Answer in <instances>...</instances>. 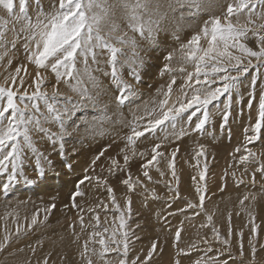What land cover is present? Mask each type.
<instances>
[{
	"label": "rangeland",
	"instance_id": "374dc122",
	"mask_svg": "<svg viewBox=\"0 0 264 264\" xmlns=\"http://www.w3.org/2000/svg\"><path fill=\"white\" fill-rule=\"evenodd\" d=\"M171 2L172 0H154L153 7L155 3L159 4V11L164 13H162L163 20L168 11V19L164 21L161 19L160 30L152 39H147L128 28L125 14L120 13L119 17V12L127 11L123 7L122 0H112V3L111 0L106 1L110 11L113 9L111 19L119 23L123 32L135 36L137 42L136 51L139 58L133 57L132 52L125 48L127 58L135 60V63H125L119 69L121 79L132 86V95L123 105H119L116 97L121 89L110 75L111 68L106 63L107 56L100 57L99 69L90 61L92 75L96 78L98 88L94 89L86 76L83 77L84 87L94 96L99 93L98 100L95 105L92 102L78 105L72 114L64 119V125L71 133L64 137V155H60L59 141L53 143L43 133H33L35 147L52 161L51 165L42 161L43 175L37 171L35 156L27 148L24 149L26 155L23 177L9 181V173L0 172V240L6 234H12L11 243L0 252V264H38V262L43 264L46 256H49L48 262L52 264L53 250L45 248L44 251H40L45 247L46 242L43 240L47 241L46 238L51 239V237L56 248L59 247L56 246L57 243L59 242V245L61 243V248L59 247L58 250L65 247V251L61 250L64 252L60 251L62 254L59 264H86L80 252L89 233L94 230L92 225L95 224V221L91 220L92 213L87 209H96L104 227H109L111 230L112 227L119 225V220L114 221V216L119 213L114 211V205L107 191L108 187L114 189L116 200L124 213L125 227L119 231L129 233L128 261L136 257H139L137 264L145 261L152 243L156 242L157 248L152 257L146 260V264H176L177 261L179 264H196L197 261L199 264H264V176L260 172H255L259 164L264 163V127L259 133L253 131L258 117L260 98L264 95V62L252 58V65L241 75L239 85L230 92L220 95L207 105L206 109L198 104L194 105L178 115L175 121H165L155 131L145 133V136L135 139L132 143L128 141L133 127L143 131L150 121L161 118L163 111H167L173 105L178 107V101H183L185 94L187 98H191L193 89L199 86L194 80L191 82L187 80V73L194 72V65L181 61V46L186 45L193 35L199 33L205 22L212 17L220 16L223 22L227 5L235 3L236 0H217V4L216 1L213 3L211 0L209 8L194 17L187 15L189 11L187 6L173 11L168 7ZM110 3L112 5H109ZM53 4L58 6V0H40V7L45 12L52 11ZM253 4L256 14L253 18L256 19L260 14H264V3L253 0ZM14 5V12L19 14V0H14ZM121 6L123 8L116 9ZM37 11L35 0H28L27 15L32 17L33 21L35 18L32 14L35 15ZM181 13L185 14L183 24L180 19ZM168 15L170 18L175 16L174 19L179 17L175 19L178 23L175 21V25L173 22L170 23L171 19ZM0 17L8 18L2 8H0ZM246 19L247 10L240 17L241 23H245ZM257 23H264V20L257 19ZM19 27L16 24L17 31ZM8 28L6 46L0 47V51H3L0 55L2 56L0 85L7 86L5 77L16 75V68L21 67L19 77H23L27 87L32 84L37 69L27 58L24 34L20 33L19 38H15L11 31L12 23H9ZM107 31L105 30L104 33L106 34ZM13 40L15 47L11 43ZM244 43L253 50H258L254 36L249 35ZM201 44L206 46L203 39ZM170 53L174 54L171 62L165 59ZM236 54L239 55L238 52ZM244 63L247 64V59H244ZM166 64H170L174 71L165 70ZM257 64L260 66L256 67ZM83 67L82 63L77 64V68L82 69V73ZM182 67L185 69L184 72L179 70ZM132 68L138 72L139 80H136L131 73ZM45 75L47 79L42 90L51 94L55 88L64 96H71L73 100L79 99L65 83L61 82L57 85L55 75L50 70ZM253 77L256 78L255 83ZM173 78L175 83L172 84L168 103L162 109L161 102L165 100V93L168 92V85L172 83ZM203 79L201 77L202 81ZM208 79L213 78L209 76ZM211 87H222V82L217 78L216 83ZM27 90L31 93L35 90V86L28 87ZM62 103L61 101V106ZM41 111H44L42 104ZM205 111L207 120L203 127L198 129L196 125L205 119ZM225 115L227 120L224 118ZM45 127L52 132L59 131L57 124H46ZM253 136L258 138L251 142L246 139ZM157 144L160 145L157 151L163 155L158 156L157 160L147 168L151 177L149 180L144 177L145 169L141 165L151 159L152 149ZM246 149L256 154L255 160L249 156L248 161L241 163L240 157L246 155ZM102 150L104 155L100 156L93 165V160ZM201 152L203 155H200ZM126 154L129 156L127 164L124 161ZM113 160L118 162V168L113 167ZM170 163L173 167H169ZM109 169L112 171L110 172ZM202 172L203 180L200 179ZM253 172H255L254 182ZM86 175L91 179L79 184ZM129 176L133 181L139 180V184H136L132 191L122 183ZM97 178H100L99 183ZM104 180L107 184L103 183ZM5 184L9 185L7 191L3 187ZM78 184L83 195L75 199L85 209L83 213L72 207V196ZM197 188L201 189L200 193L197 192ZM201 194L205 196L202 208L199 207ZM129 198L130 205L126 203ZM101 203L108 205L107 212L102 206L96 207ZM190 203L197 207L190 208L188 206ZM9 204L11 207L15 205L14 210L8 206ZM52 204H55V208L50 213H45L43 210ZM16 206L23 207L24 211ZM18 209L24 215L18 213ZM37 212H39L38 223L28 229L27 225L31 223L32 216ZM80 215H83L85 220L83 231L79 222ZM208 216L212 217L211 222ZM105 220L107 223H104ZM69 225H74V230ZM253 226L256 228L255 233L252 231ZM229 227L232 231L231 237L228 235ZM17 228L20 229L19 238L16 237ZM61 228L65 230L62 231L64 234L59 230ZM213 228L217 230L218 235ZM178 230L179 240L176 239ZM55 234L60 238L54 237ZM77 234L79 239L75 238ZM66 236L72 238L69 243L71 242L73 246L67 242ZM62 238L66 240L65 244ZM241 239L243 256L240 254ZM224 240H228V243L225 244ZM253 246L256 249L254 257ZM32 248L37 249L36 254L32 252ZM64 253L65 258L62 256L65 255ZM92 259L94 264H105V261L117 264L118 256L115 252H111L104 257V260L95 256Z\"/></svg>",
	"mask_w": 264,
	"mask_h": 264
},
{
	"label": "snow or ice",
	"instance_id": "6c2138e0",
	"mask_svg": "<svg viewBox=\"0 0 264 264\" xmlns=\"http://www.w3.org/2000/svg\"><path fill=\"white\" fill-rule=\"evenodd\" d=\"M258 2L264 3V0H258ZM35 3L38 11L33 21L27 15L28 0H19V14L14 12V0H0V8L8 16L7 19L0 17V47L6 44V33L9 31L8 25L12 23L11 31L15 38H19L20 33L24 34L25 51L28 53L27 58L37 69L32 84L27 87H25L23 77H19L22 71L21 67L16 68V75L10 78L5 77L7 86L0 85V172L9 173V181L24 175L25 148L29 149L35 156L36 169L41 175L44 172L42 161L51 165L52 161L35 147L33 133H43L53 143L59 141L60 155H64V137L71 134L64 125V119L70 116L78 105L85 102H92L95 105L98 100L99 93L94 96L88 88L84 87L83 77L86 76L92 87L94 89L98 88L96 78L92 75L90 61L91 64L96 65L97 69H99L101 64L100 57L107 56L106 63L111 68L110 75L121 89L120 94L116 97V102L119 105H123L129 99V96L132 95V86L121 79L119 69L125 63H135V60L127 58L124 49L128 48L132 52L133 57L139 58L136 52L137 42L135 36H129L127 32H123L120 25L111 19L112 13L106 0H58V6L53 4V10L50 12H45L40 7V0H35ZM122 3L127 10L128 28L133 33H138L142 38L152 39L155 33L160 30V20L163 18V14L159 11V4L155 3V7H153L154 0H122ZM210 4L211 0H172L168 7L175 11L176 8L187 6L189 9L187 15L194 17L201 11L206 10ZM254 8L253 0H236L235 3H229L223 22L220 16L212 17L205 22L199 33L193 35L186 45L181 46V61L185 64L191 63L194 65V72L187 73V80L188 82L194 80L199 87L193 89L190 99L185 94V99L178 101V107L173 105L167 111H163L162 117L150 121L143 131L133 127L132 134L128 137L130 143L145 136L147 132L155 131L165 121H175L178 115L194 105L198 104L206 109L207 105L220 95L230 92L239 85L241 75L246 73L248 67L252 65V58L264 62V23H257V19L264 20V14H260L254 19L253 17L256 16ZM245 10H247V19L242 24L240 17L245 14ZM184 16L185 14L181 13L180 19L183 20ZM16 24L20 25L18 31L16 30ZM104 26L108 27L106 34L103 31ZM249 35L256 38L258 50H253V48L244 43V41L248 40ZM202 39L205 41L206 46L201 44ZM11 43L15 47V40ZM237 52L239 55L236 54ZM122 57L125 59L122 60ZM165 59L171 62L173 54L170 53ZM244 59H247V64L244 63ZM78 63L83 64V73L77 68ZM259 66L260 64L256 65V67ZM49 70L55 75L57 85L61 82L65 83L70 91L77 94L79 99L73 100L71 96H64L55 88L51 94L46 90H42V86L47 79L45 73H48ZM165 70L174 71L170 64L165 65ZM179 70L181 72L185 71L183 67ZM23 71L26 72L27 70L23 69ZM131 73L136 80H139L140 77L135 68L131 69ZM232 73H235V75H232ZM209 76L213 79L209 80ZM18 77L19 83H17ZM201 77L204 78L203 81ZM217 78L222 82V87L212 88L211 85L216 83ZM255 79L253 77V83H255ZM174 83L175 78L168 85L165 100L161 102L162 109L168 103V97L171 94L172 84ZM33 85L35 90L29 93L27 88ZM189 86H191L190 83ZM20 89H23V91H20ZM61 101L63 102L62 106ZM41 104L44 111H41ZM204 116L205 119L196 125L198 129L202 128L207 120L206 111ZM224 118L227 120V115ZM46 124L59 125V131L52 132L45 127ZM262 127H264V95H261L260 98L258 117L253 131L259 133ZM257 138V136L246 137L249 142ZM159 147L160 145H155L152 149L151 159L141 165L145 169L143 171L144 177L149 180H151V177L147 168L157 160L158 156L163 155L157 151ZM239 150L237 149V151ZM245 152L246 155L240 157L241 163L248 161L249 156L255 160V153L249 149H246ZM133 154L135 155V153ZM103 155L104 151L102 150L93 160V165ZM200 155H203V153L201 152ZM173 156H175V153H173ZM128 160L129 156L126 154L124 156L125 164H127ZM112 163L114 168L119 167L117 161L113 160ZM68 166L71 167V165ZM169 167H173V165L170 163ZM109 171L111 172L112 169H109ZM255 172H260L264 176V163H260ZM255 172L252 173L253 182L255 181ZM173 176H175V172H173ZM90 179L86 175L79 184H83ZM200 179H204L203 172L200 174ZM97 182H100V178H97ZM103 183L107 184V181L104 180ZM122 183L127 185L129 191H132L136 184H139V180L133 181L131 176H129ZM79 184L72 196V207L79 209L83 213L85 209L75 199L77 196L83 195ZM3 187L7 191L9 185L5 184ZM107 191L114 205V211L119 213V215L114 216V221L119 220V225L112 227L110 230L109 227L102 225L100 215L95 208L87 209L89 213H92L91 220L95 221V224L92 225L94 230L89 233L88 239L83 243V250L80 252V256L86 261V264H94L93 256L104 260L108 253L115 252L118 256L117 264H137L139 257L128 261L130 250L128 231H119L125 227L124 213L116 200L114 189L108 187ZM197 192L200 193L201 189L197 188ZM204 200L205 196L201 194L199 207H203ZM126 203L128 205L131 204L130 198ZM241 203H243V200ZM101 206L105 212L108 211L107 204H97L96 207L99 208ZM188 206L190 208L197 207V205L191 203ZM54 208L55 204H52L43 211L50 213ZM38 215L39 212L32 216L31 223L27 225L28 229L38 223ZM44 219H47V214ZM208 220L211 222L212 217L208 216ZM79 222L83 231L85 228L83 215L79 216ZM104 223H107V220ZM69 227L73 230L75 228L74 225H69ZM213 231L218 235L215 228H213ZM252 231L253 233L256 232L255 226H253ZM105 234L108 235L106 236ZM11 235V233L6 234L0 240V252H3L11 243ZM19 235L20 229L17 228L16 237L19 238ZM228 235L229 237L232 235L231 227H229ZM240 235L242 237V233ZM76 238L79 239L78 234ZM179 238L180 231L178 230L176 239L179 240ZM223 242L227 244L228 240ZM89 245H93V247L90 248ZM96 245L99 247L97 248ZM156 248L157 243L153 242L151 250L147 253L146 260L152 257ZM240 248V254L243 256L242 239ZM19 251H23V249H19ZM35 251L36 249L32 248V252L35 253ZM252 252L254 257L256 252L254 246ZM146 260L140 261V264H146ZM43 264H49L47 256L44 258ZM105 264H110V262L105 261ZM176 264H179V261ZM196 264H199V261Z\"/></svg>",
	"mask_w": 264,
	"mask_h": 264
},
{
	"label": "bare ground",
	"instance_id": "6f19581e",
	"mask_svg": "<svg viewBox=\"0 0 264 264\" xmlns=\"http://www.w3.org/2000/svg\"><path fill=\"white\" fill-rule=\"evenodd\" d=\"M106 1H107V0H106ZM117 1H118V0H117ZM212 1H213V3L216 1V4H217V0H215V1L212 0ZM108 2H109V1H108ZM111 3H112V0H111ZM111 3H110L109 5H112ZM114 4H116V3L114 2ZM218 4L221 5V3H218ZM107 5H108V4H107ZM153 5H154V4H153ZM213 5H214V4H213ZM113 6H114V5H113ZM113 6H112V7H113ZM115 6H116V5H115ZM212 7L215 8V6H212ZM216 7H217V6H216ZM120 8H123V7L121 6V7L116 8V9H120ZM163 8H164V7H163ZM163 8H162V9H163ZM208 8H209V7H208ZM217 8H218V7H217ZM2 10H3V9H2ZM112 10H113V9H112ZM112 10H111V11H112ZM125 10H126V9H125ZM160 10H161V9H160ZM165 10H166V9H165ZM167 10H168V9H167ZM212 10H213V8H212ZM31 11H32V10H31ZM118 11H119V10H118ZM120 11H121V10H120ZM122 11H123V10H122ZM115 12H116V11H115ZM123 12H124V11H123ZM123 12H119V14L122 13V15H123V14L126 15V13H123ZM125 12H126V11H125ZM164 12H165V11H164ZM167 12H168V11H167ZM167 12H166L165 19H168V17H167ZM29 13H31V12L29 11ZM117 13H118V12H117ZM160 13H161V12H160ZM162 13H163V12H162ZM112 14H113V13H112ZM115 14H116V13H115ZM115 14H114V15H115ZM163 14H164V13H163ZM3 15H4V14H3ZM30 15H31V14H30ZM35 15H36V13H35ZM35 15L32 14L33 18H35V17H34ZM114 15H113V16H114ZM125 15H124V16H125ZM120 16H121V14L119 15V17H120ZM168 16H169V15H168ZM115 17H116V16H115ZM117 17H118V16H117ZM174 17H175V16H174ZM174 17L170 18V16H169V19H171V20H170V23H172V22L174 23V21L176 22L175 19H178V18H179V17H178V18H175V19H174ZM31 18H32V17H31ZM195 18H197V17H195ZM198 18H199V16H198ZM113 19H114V17H113ZM117 19H119V18H117ZM123 19H124V18H123ZM165 19H164V20H165ZM173 19H174V20H173ZM115 20H116V19H115ZM162 20H163V19H162ZM164 20H163V21H164ZM117 21H119V20H117ZM166 22H167V21H166ZM116 23H118V22H116ZM126 23H127V22H126ZM173 23H172V24H173ZM176 23H178V22H176ZM181 23H182V20H181ZM183 23H184V22H183ZM183 23H182V24H183ZM118 24H119V23H118ZM166 24H167V23H166ZM172 24H171V25H172ZM18 25H19V24H17V27H18ZM162 25H163V24H162ZM174 25H175V23H174ZM177 25H178V24H177ZM19 26H20V25H19ZM124 26H125V25H124ZM120 28H121V27H120ZM107 29H108V28L105 27V28H104V31H105V30L107 31ZM123 30H124V29H123ZM125 30H126V28H125ZM10 32H11V31H10ZM141 41H142V40H141ZM5 46H6V45H5ZM5 46H3V47H5ZM147 46H148V45H147ZM3 47H2V48H3ZM4 51H5V49H4ZM1 52H3V51H0V55L2 54ZM136 52H137V51H136ZM150 53H151V52H150ZM173 55H174V54H173ZM1 57H2V56H1ZM179 57H180V56H179ZM6 60H7V59H6ZM4 61H5V59H4ZM176 62H178V61H176ZM4 64H5V63H4ZM81 70H82V69H81ZM96 76H97V75H96ZM98 78H99V77H98ZM98 80H99V79H98ZM181 153H182V152H181ZM231 173H232V172H231ZM18 195H19V194H18ZM15 196H16V195H15ZM18 197H20V196H18ZM260 202H261V201H260ZM10 203H13V202H10ZM92 203H93V202H92ZM262 203H263V202H262ZM8 206L11 207L10 204H9ZM14 206H15V205H14ZM14 206L11 207V208L13 209ZM16 207H17V206H16ZM17 208H19L20 210L24 211V210H23V207H21V208H20V207H17ZM7 209H9V208H7ZM15 209H16V208H15ZM19 209H18V210H19ZM24 209H25V207H24ZM13 210H14V209H13ZM18 210H17V212L21 214L20 210H19V211H18ZM25 212H26V211H25ZM22 214H23V213H22ZM22 214H21V215H22ZM26 214H27V213H25V215H26ZM17 215H18V214H17ZM23 215H24V214H23ZM27 215H28V214H27ZM7 216H8V214H7ZM13 216H14V215H13ZM18 216H20V215H18ZM4 217H5V216H4ZM26 217H27V216H26ZM7 218H8V217H6V219H7ZM24 218H25V217H24ZM24 218H22V219H24ZM29 219H30V218H29ZM19 220H20V219H19ZM12 221H13V220H12ZM24 221H25V219H24ZM26 221H27V219H26ZM15 223H16V222H15ZM56 223H57V222H56ZM58 223H59V222H58ZM58 223H57V224H58ZM13 225H14V224H13ZM18 225H19V224H18ZM59 225H60V224H59ZM59 225H58V226H59ZM53 226H54V225H53ZM7 227H8V226H7ZM54 227H55V226H54ZM59 228H60V227H59ZM0 229H1V228H0ZM52 230H53V229H51V231H52ZM59 230H60L61 232L63 231L62 228L59 229ZM51 231H48V232H51ZM53 231H55V230H53ZM64 231H65V230H64ZM64 231H63V232H64ZM57 232H58V230H57ZM63 232H62V233H63ZM45 233H47V232H45ZM52 233H53V232H52ZM55 233H56V231H55ZM58 233H59V232H58ZM47 234L49 235V233H47ZM56 234H57V233H56ZM56 234H55L54 237H59V236H57ZM63 234H64V233H63ZM42 235H43V234H42ZM48 235H46V236H48ZM51 235H52V234H50V236H51ZM53 235H54V234H53ZM60 235H62V234L60 233ZM65 235H66V234H65ZM61 237H62V236H61ZM63 237H64V236H63ZM66 237H68V236H66ZM66 237H65V238H66ZM52 238H53V237H51V239L46 238V240L48 239L47 241L43 240L44 242H46V243H45V247H44L42 250H40V251H44L45 248H50V249H52V250H53V251H52V252H53V253H52V254H53V259H51V260H52V264H59V261H60V258H61L60 256H61V254H62L61 252H64V251H65V250H64V249H65V247H64L65 245H64V244L66 243V240H68L67 242L69 243V241H70L72 238L70 237L71 239H69V237H68V239L66 238V240H63V238H62V240H63V242H64V244H63L62 246H63L64 248L59 249V250H58V248H59V247L61 248V246H60L61 243H60V245H59V242H58L59 240H58V241L56 240V241L58 242V243H57L58 245H56V246H57V247L59 246L58 248H56V247L54 246V242H53ZM59 238H60V237H59ZM73 238H74V236H73ZM75 238H76V237H75ZM75 238H74V239H75ZM38 239H39V238H37V240H38ZM54 239H55V238H54ZM60 240H61V239H60ZM62 240H61V241H62ZM75 241H76V240H75ZM70 243H71V242H70ZM70 243H69V244H70ZM43 244H44V243H43ZM55 244H56V243H55ZM69 244H68V245H69ZM37 245H38V244H37ZM40 245H41V244H40ZM71 245H72V243H71ZM72 246H73V245H72ZM54 247H55V248H54ZM36 248H37V246H36ZM73 248H74V247H72V249H73ZM37 249H38V248H37ZM37 249H36V250H37ZM74 249H75V248H74ZM61 250H64V251H61ZM68 250H69V249H68ZM60 251H61V252H60ZM69 252H71V251H69ZM35 254H36V253H35ZM47 254H48V253H47ZM64 254H65V253H64ZM70 254H71V253H70ZM72 254H73V253H72ZM62 256H64V258H65L66 254H65V255H62ZM37 257H38V256H37ZM39 257H40V256H39ZM48 257H49V256H48ZM40 258H41V257H40ZM73 258H75V255H73ZM37 259H38V258H37ZM68 259H69V258H68ZM68 259H67V260H68ZM65 260H66V259H65ZM74 260H75V259H74ZM21 261H22V260H21ZM63 261H64V259H63ZM64 262H66V261H64ZM64 262H63V263H64Z\"/></svg>",
	"mask_w": 264,
	"mask_h": 264
}]
</instances>
